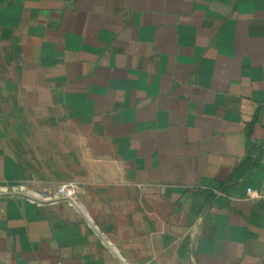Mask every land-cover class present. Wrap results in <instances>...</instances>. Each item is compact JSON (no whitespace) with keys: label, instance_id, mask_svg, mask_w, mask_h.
<instances>
[{"label":"crops","instance_id":"0c3cea01","mask_svg":"<svg viewBox=\"0 0 264 264\" xmlns=\"http://www.w3.org/2000/svg\"><path fill=\"white\" fill-rule=\"evenodd\" d=\"M0 264H264V0H0Z\"/></svg>","mask_w":264,"mask_h":264},{"label":"built area","instance_id":"2783aa9c","mask_svg":"<svg viewBox=\"0 0 264 264\" xmlns=\"http://www.w3.org/2000/svg\"><path fill=\"white\" fill-rule=\"evenodd\" d=\"M1 193L21 196L36 205L67 202L76 206L78 185L73 182H64L57 185H45L38 190L30 189L24 185H14L3 187ZM247 193L250 198H260V195L250 188L247 189Z\"/></svg>","mask_w":264,"mask_h":264}]
</instances>
